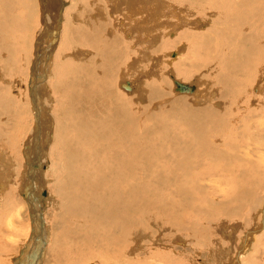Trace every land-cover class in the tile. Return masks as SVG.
<instances>
[{"label": "bare ground", "instance_id": "6f19581e", "mask_svg": "<svg viewBox=\"0 0 264 264\" xmlns=\"http://www.w3.org/2000/svg\"><path fill=\"white\" fill-rule=\"evenodd\" d=\"M76 1L77 2L73 4L83 6L84 8H86V6L89 7L90 13L86 11L83 12L84 14L81 12L75 13L71 18L73 24L70 25V21L65 17V9H67L68 0H0V7H2L0 8V116H2L0 117V130L1 128L3 130L8 127L4 125V122L8 125L11 124L10 116L13 110H15V105L12 104L7 92L10 91V89L4 88V90L2 84L11 83L12 80L10 79L12 78L10 75L12 73L10 72L13 69H17V62L22 59L19 57V54L23 52L24 49L23 51L20 49L18 50V48H20L17 46L18 39L25 43H29L28 35H30L33 30L35 31L36 28L34 29V27L37 26H35V20L39 24L37 26L39 29L35 36H33L34 34L30 36V38H33V41H31L33 43H30L32 46H30L29 50L31 51V55L30 52L29 55H24L25 58L27 57V62L23 61V63L28 64V66L25 65V67L28 68L25 69L23 67L26 70L24 71L27 72V77H25L23 83L21 79V85L24 87L22 94L23 97H25L23 100L29 108V119L33 122V124L32 122L30 123V134L34 126V118L39 119L42 117L45 122L44 127L41 128V130L43 129V134L41 133L42 138L40 137V148L38 147V149L33 152L36 140L38 139L39 141L40 139L39 134L36 135L35 131L31 134L32 137L29 138V140L31 139V142H29L31 145L27 143L28 151L31 155V166L29 169L27 166L24 172L27 176L28 170L29 172L32 170V178L28 185L22 180L25 184L24 187L26 186V188H29L31 191V202H29V205L35 223V231L31 237L32 240L35 241L34 252L36 251L37 243L45 237L44 220L41 212L35 206V199H37L36 197L38 194L46 188L47 184H49L52 179L50 175L49 177L47 176V171L42 167L49 158L46 159V161L42 158L46 154H51L50 149L52 146L50 145H54L56 139L60 141H58L59 144L56 142V144H58L57 151H59V155H57L59 157L55 160V165L58 169H55L56 174L53 182L57 181L59 188L62 187L61 194L63 198H72L75 196L74 198L78 200L86 198L93 202L103 203L105 206L103 207L105 214L104 219L108 221L110 228H116L120 226V223L115 222L116 216H122L119 214L122 212H129L131 214L133 211L130 209L128 200L129 196H132V187L128 189L129 170L134 173L139 171L142 167L145 168L151 165L159 169L162 168V172L165 171L163 172L165 174L168 170L166 167L171 166L172 172H170V175L169 173L165 174L170 177H164L168 179H172L171 177L173 174L175 175L177 173L178 175L176 176H180V174L183 173L184 179H177L178 185L176 184L177 186L175 188L173 186L169 187L170 180L168 187L164 185L166 184L164 182V184L159 183V181L156 183L160 185V191L164 193H155L157 200L163 207V213L164 207L169 208L172 210L170 217H173L175 213L178 212L179 214L180 211L182 212L181 209H185L188 205V201L187 203L184 201L183 203L181 202V206L179 203L175 202V200L180 198L185 200L183 198L185 192L188 193L187 195L191 196L193 200H197V196L206 195H203L204 192L201 194L200 191H197L199 187L203 190V186L194 188L196 189L195 192L197 191L196 195H194L195 192L192 193L188 191V188L191 187L188 186L190 183V171L194 169V172L196 168H199L200 172V166L203 165L199 156H196L197 160L195 159L190 162L189 156L191 150L192 153L196 151L198 153L213 152V154H215L217 151H215L216 148L220 146H231L230 142L224 137L225 135L222 131H231L234 129V125L241 121H238L239 119L245 120L243 118L249 117L247 111L249 110L252 113L251 105L256 103V99L252 102L253 98L251 99V95H261L262 98H259L262 99L261 102L264 104V0ZM182 4L185 5V9L182 8V11L177 12L176 10H178ZM19 9H22L21 13ZM39 10H41L42 13L41 17L43 22L41 23L44 24L43 26H40L37 20ZM87 23L90 24L89 27L86 26ZM223 25H228V27H224ZM113 27L116 28L117 32L113 30ZM46 32H51L48 38ZM114 34H117V36ZM58 36H60V42L58 48L55 49ZM75 37H77V41L88 43L91 47L85 49L77 46L76 48L72 47V50H64L62 44L65 40L70 38L72 41ZM67 40L69 41V39ZM164 41L178 42V44L180 41L181 45L174 43L175 45L177 44V47L175 48L174 46L172 50L163 55H155L152 53V51H156L157 48H160V45L163 46ZM45 45L47 46L43 49ZM75 45L74 43V46ZM132 50H135L137 54L134 55L135 53L133 54ZM39 51H42L44 55L43 53L39 54ZM48 51L52 53L49 59L45 56ZM24 54L26 53L24 52ZM21 56L23 55L21 54ZM191 56L196 58L193 59ZM198 57L203 59L201 65L204 68L205 74H197L194 72L195 69L202 67ZM37 59L42 63H38L40 64L38 74H44L45 77H43L40 83L38 81L39 85L34 82L35 80L33 79L31 83L33 94H31L32 92L28 89V86L31 74L34 72L32 69L33 66L37 64ZM126 59L128 61H126ZM148 60L149 64L147 62ZM125 61L127 64L122 66L121 63H125ZM147 65H150V67H147ZM126 66L129 68V71L124 69ZM19 71H21V67ZM70 71L76 78L77 74L79 75V86L76 85V79L70 78ZM110 72H112L113 75L114 73H116V75L118 74L119 81L117 84V91L120 90L121 93L126 96L122 98L125 99V101L127 99L126 102L128 103L125 102L126 104H123V102L121 103L123 99L119 102V100L117 101V98L114 97V86L109 80ZM13 73H15V71ZM36 74L35 72L34 76ZM176 79L188 83L191 86L193 85L194 90L182 91L176 89ZM75 81L76 83H73ZM211 84L213 86H211ZM204 86H206L207 89L203 88ZM165 88L171 89V92H173L172 97H164ZM37 90H40L39 93H37ZM67 90L72 91L76 97L73 99L71 98L72 96L69 95V100L63 102L62 106L58 109L60 110L58 112L59 116H56L53 112V108L52 112L50 111L51 106L54 107V105H57L58 92ZM215 90L218 91L216 99L219 98V102L213 99L211 102H208L211 106L214 105L212 107L202 106L201 103L197 105L201 107H195L194 104L198 102L200 98L204 99L205 96H201L203 92L207 91V96H209V94ZM247 93L251 94L249 95ZM35 94H37V97L39 94L40 98L44 101L43 109H39L38 106L32 109V102L34 101L33 105L35 104ZM11 95L13 94L11 93ZM31 95L32 100L30 97ZM121 96L123 95L120 94L119 98H121ZM11 98L13 97L11 96ZM15 98L14 95L13 100H15ZM171 98L177 99L169 105L171 109L167 110L169 111V115L172 116L176 113L181 114L180 117L176 119V124H172V121L167 123L166 119L160 117L162 109H169L168 106H163V104H166L168 100L171 101ZM157 99H160L158 100V104H156ZM187 103L193 104V106ZM217 103L220 104L218 105ZM246 103L247 105H245ZM203 105L205 104L203 103ZM149 106L152 108L153 106L157 107L158 112L153 111L152 108L151 110ZM21 107L17 109L22 110ZM146 120L153 122V125L151 128L148 127V130L145 129L147 124L146 122L144 123V121ZM209 121L212 125L210 130L208 128L210 125ZM237 125L240 128L239 124ZM213 127L215 128L214 134H212ZM175 129L178 133L175 134V136L172 134V136L170 131ZM142 130H144L143 133L146 134V139L141 138L140 141L136 135L138 133L140 134ZM156 133L159 134V140L157 137H154L149 142L148 139ZM4 138L0 137L3 142ZM180 140L182 142L181 144L184 145L180 144ZM60 144L63 146H60ZM2 146L3 145L0 143V151L4 150ZM61 147H63V150H61ZM166 149L173 151L178 156V160H173L175 157L169 159V150L166 152ZM220 150H223V147ZM144 152L149 154V156L146 155L145 157L144 155L145 158L141 160ZM2 155L4 156V153L0 152V166L4 165V161H6ZM171 156L173 157L174 155L172 154ZM101 157L103 160H101ZM198 160H200V162ZM10 161V164H5L6 171L3 170L4 168L0 169V185H3L5 189V191L3 190L4 192L0 190V202L2 205L8 204L9 196L6 189L11 186V183L13 184L14 173L17 172L15 171L17 166L15 159L11 157ZM43 161H45V163H43ZM38 165L41 166L39 169ZM205 166L206 165H204L203 170L206 169ZM163 168H166V170H163ZM203 170L201 172H203ZM162 172L160 176H162ZM206 173L208 174L209 172ZM201 175L203 176L204 174L201 173ZM156 177L158 178V176ZM153 179L149 180L151 184ZM159 179L162 178L160 177ZM197 181H193L191 184H195ZM105 182L111 184L108 189L104 185ZM77 185L80 186L76 188ZM197 185H200V183ZM247 185L249 186V184ZM134 188L136 193L135 196H139L138 193H147L149 189V187L140 186H135ZM194 189L191 188L193 191ZM107 191L110 192L111 195H109ZM154 191L156 192V190ZM89 196L90 198H88ZM202 199H204V197H202ZM202 199L200 197V200ZM27 200H29V196H27ZM51 201L54 205L58 204V200L55 196L51 198ZM190 201L191 200H189V202ZM191 202L194 204V201ZM23 205L25 207V204ZM145 208H147V206H145ZM196 208L195 206H192L191 209L189 208V215H192V213H199L203 210H197ZM256 208L262 211V215L260 213L262 216L261 220L255 225L253 224V226L249 224L252 227H248L245 236L246 245L244 243L241 248V251H244L245 247V252L248 254L250 253L248 250L251 251L254 249V245H251L252 241L257 237V233L264 228V201L263 203L257 199L252 201V214L249 213L251 214L249 218L252 219V223L255 222V215H257L255 212ZM140 210L142 211V209ZM165 210L168 211L167 209ZM68 211L70 210L67 209V212ZM182 213L185 212L183 211ZM182 213L180 214L182 215ZM73 214H75V212ZM139 214L142 219L141 215L143 214ZM195 215L196 214H194V216ZM83 220L84 223L87 221L85 218ZM152 222L154 221L152 220ZM166 222L167 224H172L175 221L167 219ZM191 222L190 220V223ZM237 226L239 225L237 224ZM60 227L62 228L61 225ZM147 227H149V225ZM183 227L185 229L182 231H185L186 227ZM82 228L84 229V226H82ZM127 228L115 229V231L111 229V231L107 233L108 236H113L112 239L114 244L111 243L113 244L112 246H107L108 249L105 248L104 252L101 250L100 254L103 257L98 260L101 264H107L108 261L106 259L109 257L112 259L116 257L117 261L121 258L120 256H124L127 260L131 259L132 257L130 255L136 251L135 249H138L137 247L141 246L140 240L144 235L143 231H141V233L140 231L137 232L136 227L134 229ZM221 228L224 229V226L222 225ZM39 229H41V233L37 236ZM28 231L30 232V229H28ZM195 231L197 230H194V232ZM206 232L207 230H204L200 233L198 230L196 233L197 235L194 234L197 236V241L206 240ZM227 232L229 233L231 231L227 230ZM263 232L264 230H262V233ZM63 234H66V232ZM85 234H87V232ZM55 235L54 230L50 239L51 245L48 250L49 255H52L55 251L54 249L57 250V246L54 245L55 237H57ZM60 236H62V233ZM127 236H130L131 239L135 240L137 243V245H132V250L120 248ZM89 237L90 236H88V239ZM187 238L188 237H181L178 241H180V244H184ZM82 244H84V241ZM82 246L83 245H81V248L84 249ZM127 246H129V244ZM209 248H212V246ZM60 251L56 253V255H59ZM34 252L32 255H35ZM80 253L82 254V252ZM253 254L255 253L251 251L250 255L252 256ZM92 256H95V254H92ZM241 257L244 256L241 254L236 256V258L232 260V264H243V261L240 259ZM216 261L217 258L215 262ZM19 262L22 263L23 260L20 259ZM58 262L63 264L62 261ZM248 262L257 264L256 261L252 259L248 260ZM71 264L90 263L85 261V257L82 258L78 256ZM91 264L93 263L91 262Z\"/></svg>", "mask_w": 264, "mask_h": 264}, {"label": "rangeland", "instance_id": "374dc122", "mask_svg": "<svg viewBox=\"0 0 264 264\" xmlns=\"http://www.w3.org/2000/svg\"><path fill=\"white\" fill-rule=\"evenodd\" d=\"M69 1H71V2H69ZM75 2H77V1L76 0H74V1L68 0L67 9H65V12H66L65 17L67 20L70 21V25L73 24L71 22V18L75 15V13L81 12L82 14H84L83 13L84 11L90 13L89 7L86 6V8H84L83 6H77L76 4H73ZM0 8H2V7H0ZM182 8L185 9L184 4H182L180 6V8L176 11L177 12L182 11ZM76 10H78V11H76ZM19 12L21 13L22 9H19ZM41 16H42V13H41V10H39L37 20L39 21L40 26H43L44 24L41 23V22H43ZM44 21H45V19H44ZM36 25L38 26L39 24L35 20V26ZM89 25L90 24L87 23L86 26L89 27ZM37 26L34 27V29L36 28L35 31L33 30L31 32L32 35L34 34L33 36H35V34L37 33V31L39 29V27H37ZM223 26L228 27V25H223ZM113 30L115 32H117L115 27H113ZM50 33L51 32H46L47 38L50 36ZM31 34L28 35V37H29V40H28L29 43L27 42L28 44L25 43L24 41L18 39L17 46L20 47V48H18V50L20 49L23 51V49H24V51L20 52V54H19V57H21L22 59L18 60L19 62H17L18 65L16 66L17 69H13L10 72L12 74H15V75H12V74L10 75V77L12 78V79H10V80H12L11 83L10 84L7 83L4 85L2 84L3 89L4 88L10 89V91H7V92H8V95H9L11 101H12V104L15 105V110H13V113L10 116L11 117V122H10L11 124L8 125L7 123L4 122V125L5 126L7 125L8 127L6 126L7 128H5L3 130L1 128V130H0V137L4 138L6 136L4 138V142L2 139H0V141H1L0 143H1V145H3L2 148L4 149L0 152L4 153V156L2 155L3 158H5L4 160H6V161L8 160L7 162L2 160V161H4V163L6 165L11 163V161H10L11 157H13L15 159V162L17 165L15 171H17V172L14 173V182H13L14 185L11 183L10 184L11 186L7 187V189H6L7 194L9 196L8 204L6 203V204L2 205V203L0 202V205H1L0 206L1 207L0 208V264H60L61 262L59 263L58 261H62L63 264H71V263H73L75 258H78V256L79 257L81 256L82 258L85 257V261L86 262L88 261L90 264H91V262L93 264L94 263L95 264H101L98 261L101 257H103L100 254L101 250H103V252H104L105 251L104 249L107 248V246H112L114 244V241L112 239L113 236L110 237V236H108L107 233H109L111 231V229L113 231H115V229L127 228V227H128L127 229H129V228L134 229L136 227V231L137 232L140 231V233H141V231H143L144 235L142 236V239L140 240L141 246L137 247L138 249H135L136 251L132 254L133 256L130 255L132 257L131 259H128L130 261H128L127 258H125L124 256H120L121 258L119 259V261H117L116 257H113L114 259L109 257L106 259L108 261L107 264H109V263L113 264V262H114V264H117L119 262H120L119 264H208V263L209 264L210 263L216 264V262H217V264H232V260L235 259L236 256H238L240 254L244 256V257L240 258L243 261V264H249V263L251 264V262H248V260H250V259L256 261L257 264H264V232L262 233V230H264V228L259 233H257L258 234L257 237L251 243V245L252 244L254 245L253 246L254 249L251 251H253L255 254H253L251 256L250 255L251 251L248 250V252H250L249 254L247 252H245L246 251L245 247H244V251H241V248L245 243V236H246V232L248 231L247 230L248 227H252L253 224L255 225L256 223L260 222L261 217H262L261 216L262 211L260 209L256 208L255 212L257 213V215H255V220H254L255 222L252 223V219L249 218V216H251V214H252L251 213L252 201H254L255 199L260 200L261 203H263V201H264V198H263L264 197V121H263L264 120V104L261 102L262 96L258 95V94H256L258 97L251 95V99L253 98L252 102L254 101V99H256V103L255 104L253 103V105H251L252 111H253L252 113L249 110L248 111L246 110L248 112L247 115L249 117L243 118L245 120L239 119L238 121H240V120L241 121L240 122L237 121L238 123H236V125H234L235 130L232 129L231 131L230 130L222 131V133L225 135L224 137L230 142L231 146H220V147L215 149V151L217 150L216 152L214 150H212L215 152V154H213V152H211V153L205 152V153H207V154H205L204 152L198 153L196 151H194L195 153L194 152L192 153V150H191V153L189 156L190 162L192 160H195L196 156H199L201 158V161L203 162V165L200 166L201 171L203 170L204 165H206L205 166L206 169H204V170L205 171L207 170L206 172H209V173L207 174L204 170H203V172H201V171L199 172V168H196L194 172H193L194 169H192L190 171L191 174L189 177L191 179L189 178L190 181L188 180L190 182L188 184V186H191V187L188 188L189 189L188 191L194 193L196 190L194 188H198V186H203L204 191L201 190L200 187L198 188L199 190H197V191L198 192L200 191L201 194L204 192L203 195H205V194L206 195L205 196H201V195L197 196V200L196 199L193 200V198L191 196L187 195L188 193L185 192L184 193L185 196H183V198L185 200H183L182 198L175 200V202L179 203V205L181 202L183 203V201L185 203H187V201H188L187 207L185 209H181L182 212L184 211L185 213H182L181 211L179 212V214L182 213V215L180 214L182 217L178 214V212L175 213V216L170 217L172 210H170L169 208H165V207H164V213H163V207L161 206L160 202L157 200L155 193L159 192L161 194H164L163 192L160 191V185L156 184V183H158V181H159V183H163V182L166 183V184H164V183L163 184L168 187L169 180H170L169 187L173 186L175 188L178 185L177 179H180V178L184 179L183 173H181L180 176H176V175H178L177 173L175 175L173 174L171 177L172 179H170V178L168 179V178H164V177H170L169 176L170 172H172L171 166L166 167L168 169L167 170L168 172L166 171L165 174L169 173V175L166 176L163 173L165 171L162 172V168L159 169L156 167H152L150 165V166H147L145 168L142 167V168H140L141 171L139 170V171L134 172V173L132 171L130 172V170H129L130 175H129V179H128V182H129L128 189L132 187V196L130 195L128 200L130 203V209H132L133 211L131 214L129 212L119 213L122 216H116L115 222L120 223V226H118L116 228H114V227L110 228L108 221L104 219L105 214H104V208L103 207H105V206L103 205V203L100 204L99 202H96V201L93 202L92 200H88L86 198H84L83 200H78V199L74 198L75 196L74 197L69 196L72 198H63V196L61 194L62 187L59 188L57 181L53 182L54 176L56 174V170L58 169L57 166L55 165V160H57V157H59L58 156L59 151H57L58 150L57 148H58V144L60 141H59V139H56L54 142V145L53 144L50 145V146H52L50 149L51 154L50 153H49L50 155L46 154L42 158L45 161H46V159L49 158L48 161H46V163H45V161H43V163H45V164H43L42 167H43V169H45L47 171V173H48L47 176L49 177V175H50L52 177V179L50 180L51 182L49 184H47L46 188H44L42 190V192L39 193L38 196L36 197L38 200L35 199V201L37 202V203L35 202V206L41 212L43 220H44L45 237L43 238L44 240L41 239V241H39L37 243L36 251L34 252L35 241H33L31 237L33 236L34 231H35V226H34L35 223H34L32 215H31L30 205H29V202H31V191L29 190V188L27 189L26 186L24 187V185H25L24 182L26 183V185H28V183L31 181V178H32L31 177V174H32L31 171L32 170L30 172L28 170L27 176H26V173L24 171H25V168L27 166H28V169L31 166V164H30L31 163V161H30L31 155L29 154L30 152L28 151V147H27V143L31 142V139L29 140V138L32 137L31 134L33 133V131H35L36 135L39 134V138L40 137L42 138L41 135L43 134L42 133L43 129L41 130V128L44 127L45 122H44L42 117L39 119L34 118V126L32 127L31 134H30V132H29L31 129L30 123L32 122V120L30 121V119H29V117H30V114L28 112L29 108L27 107L26 102H24V100H23V99H25V97H23V94H22L24 91V87L21 84L25 80V77H27L26 76L27 72H25L26 71L25 69L28 67H25V65L28 66V64L23 63V61H26V58H27V57L25 58L24 55H26V56L29 55V52L31 55V51H29L30 46H32V44H30V43H33V42H31V41H33V38H30ZM114 35L117 36V34H114ZM59 37L60 36H58L56 39L55 49L58 48V46H59V42H60ZM67 39H69V41ZM67 39L63 43L64 45L62 44V47L64 50H66V49L72 50L73 49L72 47L76 48L77 46L83 47L85 49H88L91 47L88 45V43H85V42L83 43V42L77 41V37H75L72 41L70 38H67ZM153 41H155V40H153ZM180 41H179V44H178V42H172V41L166 42V41H164V43H163L164 45L163 46L160 45V48H157L156 51H152V53H154L155 55H159V54L163 55L166 52L172 50L174 48V46L176 48L177 44L181 45ZM74 43L76 44L75 46H74ZM174 43H177V44L175 45ZM181 43H182V41H181ZM22 44H23V46H22ZM24 44H25V46H24ZM46 46L47 45H45L44 47L42 46L43 49ZM25 47H28L29 49L25 48ZM24 52L26 54H24ZM40 53H43V52L39 51V54ZM132 53L133 54L135 53L134 55L137 54V52L135 50H132ZM21 54L23 56H21ZM51 54L52 53L51 52L49 53V51H48L47 55H45V56H47L49 59V56ZM43 55H44V53H43ZM28 57H30V56H28ZM191 57L193 59L196 58L194 56H191ZM199 59H200V65H201L203 59L198 57V60ZM36 61H37V64H35L33 66L32 71H34V72L31 74V78H30L29 86H28V89L31 92H33L32 87H31V83L33 82V79L35 80L36 83H38V81L40 83V81H42L43 77H45L44 74L43 75L38 74V68H40V64H42V63H40L39 59H37ZM126 61H128V60L126 59ZM126 61H125V63H121V65L125 66L127 64ZM147 62L149 64V60ZM38 63H40V64H38ZM19 66L21 67V71H19L20 70ZM147 67H150V65L149 66L147 65ZM124 69L129 71V68L127 66ZM14 71H15V73H13ZM16 72H17V74H16ZM19 72H20V74H19ZM35 72L37 74L34 76ZM145 72H146V70H145ZM194 72H196L197 74H200V73L205 74L203 66L195 69ZM191 73H193V72H191ZM71 74H72V72L70 71V74H69L70 78H74V80L75 79L77 80V83H76V81L73 83H76V85L79 86V84H78L80 82L79 75L77 74V78H76L75 76H73V74L72 75ZM128 75H130V74H128ZM71 76H73V77H71ZM145 78H148V77H145ZM21 79H22V83H21ZM112 79H113V81H112ZM109 80H110V83L114 86V90H115L114 97L117 98L116 100L117 101L119 100V102H120L121 99H123L122 97H126V96L123 93H121L120 90L117 91V89H118L117 84L119 81L118 74L116 75V73H114V75H113V73L110 72ZM39 83H38V85H39ZM206 86H204L203 88H206ZM211 86H213V85L211 84ZM6 87H8V88H6ZM122 89H124V88H122ZM39 91L37 90V93H39ZM164 91H165L164 97H169V98L172 97L173 92H171V89L169 90V88H165ZM207 91L202 93L201 96H205V97H204V99L200 98L201 101L198 99L199 101L194 104L195 107H197V108L201 107V106H197V105H200V103L202 104V106L212 107L214 105L211 106L210 104H208V102H211L213 99L215 101L217 100V102H219L220 99L219 98L216 99V97L218 96V91H216V90L212 91L211 92L212 94L210 93L209 96H207L208 95ZM11 93L13 95H11ZM180 93H182V92H180ZM220 93H221V91H220ZM120 94L123 95V96H121V98H119ZM247 94L250 95L251 93H247ZM14 95L16 97L15 100H13ZM57 95H56L58 98L57 105L60 103L59 104L60 106L54 105V107L51 106V109H50L51 112L54 109L53 112L55 113L56 116L58 115V112L60 111L58 109H59V107L62 106L63 102L69 100V98H70L69 95H71L72 96L71 98H73V99H75V97H76L75 94L70 90L62 91V92L60 91V92H58ZM65 95H67V96H65ZM116 95H118V96H116ZM11 96L13 98H11ZM18 96H19V99H18ZM30 97L32 100V95ZM34 97H35V104L33 105V102H34L33 101L32 102V109L34 107L37 108V106L39 107V109H41V108L43 109L44 101L42 100V98H40L39 94H38V97H37V94ZM259 97H261V98H259ZM176 99L177 98H175V99L171 98V101H169V100L166 101V104L164 103L163 106H168V108H169V105H171ZM123 100L121 101V103L122 102H123V104L128 103V102H126L127 99H126V101H125V99H123ZM158 100H160V99L156 100L157 101L156 104H158V102H159ZM249 100H250V98H249ZM203 103L205 105H203ZM187 104L190 106H193V104H190V103H187ZM217 104L219 105L220 103H217ZM245 105H247V103ZM16 107L17 108L21 107L22 110L21 109L18 110ZM149 108L151 109L152 107L149 106ZM16 109H17V111H16ZM23 109H25V110H23ZM152 109H153V111L158 112L157 107L153 106ZM167 110H171V109L170 108L166 109V110L162 109V113H160V115H161L160 117L162 119L163 118L166 119L167 123H169V121L170 122L172 121V124H176V122H177L176 119H178L181 114L176 113V114H174L175 116L174 115L170 116L169 111H167ZM247 112H244V113H247ZM0 117H2V116H0ZM145 122L147 124V127L145 126V129L148 130L153 125V122H150L147 120L144 121V123ZM32 124H33V122H32ZM209 124H210V121H209ZM237 124H239L240 128L238 127ZM55 127H57V126H55ZM211 127H212V125L210 124L208 127L209 130ZM144 130H142L140 132V134L138 133L136 135L140 139V141H141V138L146 139V134L143 133ZM175 130L170 131V134L171 135L174 134V136H175V134L178 133L177 130L176 131ZM214 131H215V128L213 127L212 134H214ZM229 131H230V133H229ZM240 131H242V132H240ZM1 133H2V136H1ZM226 134H227V136H226ZM158 136H159V134L156 133L154 136H152V137H150V139H148L149 142L154 137H157L159 140ZM41 138L39 139V141H38V139L36 140V142H35L36 144L34 146L33 152H35L36 149H38V147L40 148ZM56 142L58 144H56ZM181 143L182 142L180 140V144ZM29 145H31V143H29ZM56 145H57V147H56ZM61 145L62 144H60V146ZM181 145H184V144H181ZM222 147H223V150H220V149H222ZM61 148H62L61 150H63V147H61ZM168 150L167 149L165 150L166 152L168 151V154H170L168 156V158L172 159L175 157L173 160H178V156L173 151H171L170 149H168ZM222 151H223V153H222ZM172 154L174 155L173 157L171 156ZM144 155H145V157H146V155L149 156V154L144 152L141 160H143V158H145ZM35 156H38V155H35ZM184 158H186V157H184ZM0 160H1V157H0ZM101 160H103L102 157H101ZM141 160H140V162H141ZM198 161L200 162V160H198ZM5 164L1 165L0 169L4 168L3 170L6 171L5 170V168H6ZM40 167L41 166L38 165V169ZM169 167H170V170H169ZM152 168H154V169H152ZM166 168H163V170L164 169L166 170ZM150 171H152V172H150ZM160 171L162 172L163 177L160 176V174H161ZM204 172L206 173V175ZM16 173H18V174H16ZM135 173H137V174H135ZM201 173L204 175L202 176ZM145 174L148 176H146ZM197 174H198V179H197ZM199 174L201 175V177H203V178L205 177V178L204 179L201 178ZM156 176H158V178ZM195 176H196V178H195ZM160 177L162 179H159ZM153 178L157 181H155ZM131 179H132V181H131ZM140 179H142V180H140ZM150 179H153L152 184L149 181ZM22 180H24V182ZM144 180H146V181H144ZM193 181H197V182H195V184H191V182L193 183ZM246 181H247V183H246ZM171 182H172V184H171ZM201 182L203 185L201 184ZM198 183H200V185H197ZM247 184H249V186ZM104 185L107 189L111 186V184H109L108 182H105ZM116 185H118V184H116ZM79 186L80 185H77L76 188H78ZM135 186L149 187V189L147 190V193H138L139 196H135V194H136L135 188H134ZM152 186H155V187H152ZM150 187H152V188H150ZM191 188L194 189V191L191 190ZM101 189H102V187H101ZM0 190L2 192L5 191L3 185H0ZM154 190H156V192ZM197 191L195 192L194 195L197 194ZM107 193L109 195H111L110 192L107 191ZM27 196H29L30 201L27 200ZM54 196L58 200V204H55V205L51 201V198ZM127 196H128V193H127ZM200 197H201V199H202V197H204V199L200 200ZM88 198H90V196ZM189 200L194 201V204L191 201H190L191 202L190 203ZM242 200H244V201H242ZM23 201H24V203H23ZM23 204H25V207ZM191 205L197 207L196 208L197 210L203 209V210H201L202 212L200 211L199 213H194L196 215L199 214L200 216L199 215L194 216L193 213H192V215H189L188 210H189V208L191 209V207H192ZM93 206H94V208H93ZM145 206H147V208H145ZM203 206H205V207H203ZM133 207H134V209H133ZM67 209L70 210V211H68L70 213L67 212ZM140 209H142V211ZM165 209H167V210L169 209L168 210L169 213ZM74 212H75V214H73ZM86 212H88L89 214ZM139 213L143 214V215H141L142 219L140 218ZM249 213H251V214H249ZM260 213H261V215H260ZM85 214H87V215H85ZM65 215H66V217H65ZM83 215H85V216H83ZM179 216H180V218H179ZM84 218H85V220H87L85 223L83 220ZM158 219H160V220H158ZM167 219L173 220L175 222H173L172 224H167V222H166ZM68 220H70V221H68ZM152 220L154 222H152ZM190 220L192 221L191 223H190ZM75 221H77V222H75ZM146 221H147V223H146ZM72 222H74V223H72ZM189 223H190V225H189ZM146 224H148L149 227H147L148 225H146ZM237 224L239 226H237ZM249 224L252 226H250ZM60 225L62 226V228L60 227ZM222 225L224 226V229L221 228ZM69 226H71V227H69ZM82 226H84V229L82 228ZM183 226L186 227L185 231H182L185 229ZM73 227H75V228H73ZM76 227H78V228H76ZM195 227H196V229H195ZM216 227H218V228H216ZM193 228H194V230H197V231L199 230L200 233H201V231L207 230L206 240L202 241L201 239H199L201 241H197V236L194 235L197 233V231L194 232ZM28 229H30V232L28 231ZM54 230H55V234H56L55 236H57V237H55L56 239L54 241V245L57 246L56 247L57 250L54 249L55 251L52 253V255H49L48 250H49V246L51 245L50 239L53 235ZM64 230H65L66 234H63V233H65ZM227 230L228 231L230 230L231 232L228 233ZM57 231H58V234H57ZM73 231H74V233H73ZM81 231H82V233H81ZM77 232H78V234H81V235H78ZM86 232H87V234H85ZM61 233H62L63 238H62V236H60ZM65 235H66V237H65ZM104 235H105V237H104ZM88 236H90L89 239H88ZM85 237H86V240H85ZM107 237H108V239H107ZM181 237H188L187 239H185L186 243L180 244V241H178V239ZM58 239H60V240H58ZM100 239L101 240L103 239V240L101 241ZM62 240H64V241H62ZM83 241H84V244H82ZM212 241H213V244H212ZM111 243H113V244H111ZM128 244L130 247L127 246ZM210 244H212L211 245L212 248H209V247H211V246H209ZM81 245H83L82 247H84V249L81 248ZM132 245H137V243L135 242V240L131 239L130 236H127L125 241L122 242V245L121 246L119 245V246H120V248H124L126 250H132ZM245 245H246V243H245ZM37 246H38V248H37ZM103 246H106V247H103ZM115 246H117V245H115ZM59 251H60L59 255H56V253H58ZM33 252L35 253V255H32ZM80 252H82V254ZM92 254L93 255L95 254V256H92ZM216 258H217V261L215 262ZM20 259L23 260L22 263L19 262ZM110 259H111L112 263H111ZM69 261H71V262H69Z\"/></svg>", "mask_w": 264, "mask_h": 264}, {"label": "water", "instance_id": "95a60500", "mask_svg": "<svg viewBox=\"0 0 264 264\" xmlns=\"http://www.w3.org/2000/svg\"><path fill=\"white\" fill-rule=\"evenodd\" d=\"M175 84H176V89H178V90H182V91H185V90H194V86L193 85L191 86L188 83L181 82V81H179L177 79L175 80ZM40 233H41V229L38 230L37 236H39ZM37 236H36V238H37Z\"/></svg>", "mask_w": 264, "mask_h": 264}, {"label": "crops", "instance_id": "0c3cea01", "mask_svg": "<svg viewBox=\"0 0 264 264\" xmlns=\"http://www.w3.org/2000/svg\"><path fill=\"white\" fill-rule=\"evenodd\" d=\"M32 82V81H31ZM32 94H33V92H32ZM35 96H36V94H35ZM34 100V99H33Z\"/></svg>", "mask_w": 264, "mask_h": 264}]
</instances>
